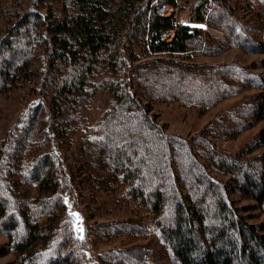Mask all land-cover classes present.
<instances>
[{
    "label": "trees",
    "instance_id": "trees-1",
    "mask_svg": "<svg viewBox=\"0 0 264 264\" xmlns=\"http://www.w3.org/2000/svg\"><path fill=\"white\" fill-rule=\"evenodd\" d=\"M107 1L36 0L35 11L20 14L0 39V99L36 78L40 96L0 141V230L10 238L0 257L14 252L23 264H161L164 254L172 264H264V221L251 223L248 207L231 199L233 190L264 215V127L237 155L213 142L232 140L264 122V72L251 73L239 62L193 65L161 56L138 65L125 61L129 50L142 48L147 56L148 39L154 52L187 58L229 48L264 54V39L249 35L253 28L240 22L227 0H210L190 25L175 27L171 40L161 36L173 29V19L161 15L157 5L151 8L153 0L127 5L120 30L109 33L102 24ZM44 7L55 12L44 14ZM204 26L224 36L205 40ZM37 47L47 58L38 74L32 69ZM247 89L257 93L244 96L238 111L221 113L192 138L167 133L149 108L180 101L203 114ZM103 90L111 94V108L96 129L82 134L75 159L93 192L127 187L153 216L158 235L150 238L152 249H117L100 254L96 263L86 256L87 235L141 237L148 231L145 220L90 226L81 239L75 237L63 200L73 175L56 151L43 148L50 136L71 141L82 121L79 108ZM120 132L123 138L117 140ZM25 188L37 194L30 196Z\"/></svg>",
    "mask_w": 264,
    "mask_h": 264
},
{
    "label": "rangeland",
    "instance_id": "rangeland-1",
    "mask_svg": "<svg viewBox=\"0 0 264 264\" xmlns=\"http://www.w3.org/2000/svg\"><path fill=\"white\" fill-rule=\"evenodd\" d=\"M138 1L140 0H108L105 9L108 15L105 21L102 22V24L106 26L105 31L109 33L112 31H119L121 28L120 18L127 10V5H134L138 3ZM227 1L235 8L240 22L246 24L249 28H253V31L249 33V35L256 41H262L264 39V0ZM159 3L160 0H153L151 8ZM35 6L36 0H0V39L6 35L9 27L17 21L20 14L27 11H35ZM41 12L46 14L49 10L44 7V10H41ZM54 12L55 10H52L49 14H53ZM204 29L203 37L205 40H209L211 34L219 38L224 36V33L220 30H212L207 26H204ZM159 56L167 59L172 58L180 63H190L193 65L239 62L249 67L251 73L260 74L264 72V54L247 53L237 48H229L218 55H194L190 56L191 58H187V56L173 57L169 55V53L153 55L150 52H148L146 56L142 48H138L129 50L125 61L128 65H138L150 59H157ZM135 58L138 59L137 62ZM46 67L47 58L45 49L37 47L33 55L32 69L38 74L45 70ZM36 80H34L30 86L25 85L24 87L16 88L3 99H0V141L5 138L6 134L12 130L16 123L18 124L21 121L24 113L28 111L32 105L40 101V96L37 92L38 87L35 86ZM97 81L100 82L101 80L98 79ZM256 93L257 90L247 89L236 96L227 97L203 114L198 113L191 105H185L180 101L152 104L149 108L151 113L157 117L158 122L166 127L167 133L182 138H192L202 133L207 127L209 128L214 118L221 113L227 114L234 113L236 110L238 111L244 96L249 97ZM47 99L48 98L45 100ZM111 102L112 97L107 90L95 93L88 107L83 109L79 108L82 121L80 125H77L76 132L72 135V140H67V143H65L60 138L54 140L53 137L50 136V141L43 148V150L46 149V151H56L63 161L66 173L73 175L72 185L64 190L63 200L70 216L75 237L81 239L86 235L85 231L90 226L96 230L110 223L137 219L136 217H143L145 220L142 222L144 225H147L148 231L141 237H133L127 234L122 237L105 239L96 233L87 235V241L85 242L86 256L90 257V260L96 263H98L97 260L100 254L109 253L113 250L134 245H145V247L152 249V247L148 246L151 242L150 238H157L158 235L155 230L153 216L129 194L127 187L117 193L93 192L89 189L87 181L84 180L80 162L75 159V155H77L78 149L82 145V134L86 131H90L89 128L96 129L100 125L102 119L111 108ZM47 107L45 103L44 109H48ZM44 119L45 121L47 120L46 117H44ZM43 124V128L47 130L45 122ZM263 127L264 122H260L255 127L241 132L232 140L213 139V142L220 151L229 155H237L239 150L251 142ZM120 138H123L121 132L116 135L117 140ZM160 151L164 153L165 148ZM259 152L260 150L254 152V155ZM149 165L150 168L148 167V169H151L154 164ZM143 172L146 173L145 169ZM212 174L221 182L228 181V177L224 175L217 173ZM77 178L78 182L75 181ZM104 182L102 186H104ZM25 190H27V193H30V196H35L37 194L33 188H25ZM231 191V199L237 206L248 207L249 210H247L245 214L249 215V221L251 223H261L264 221V215L256 207V203L253 200L244 198L233 190ZM9 243L10 238L0 230V248L9 247ZM157 249L161 251L159 246H157ZM159 261L161 264H172L164 254L160 257ZM99 263L101 264V262ZM0 264L23 263L14 252H10L4 257H0Z\"/></svg>",
    "mask_w": 264,
    "mask_h": 264
},
{
    "label": "built area",
    "instance_id": "built-area-1",
    "mask_svg": "<svg viewBox=\"0 0 264 264\" xmlns=\"http://www.w3.org/2000/svg\"><path fill=\"white\" fill-rule=\"evenodd\" d=\"M210 0H169L157 5L158 12L167 17L173 19V29H169L166 33H163L161 39L171 40L175 36V27L178 25H190L198 12L208 7ZM147 48L153 55H159L160 53L152 50L151 39L147 41Z\"/></svg>",
    "mask_w": 264,
    "mask_h": 264
},
{
    "label": "bare ground",
    "instance_id": "bare-ground-1",
    "mask_svg": "<svg viewBox=\"0 0 264 264\" xmlns=\"http://www.w3.org/2000/svg\"><path fill=\"white\" fill-rule=\"evenodd\" d=\"M131 9V8H130ZM120 264V263H119Z\"/></svg>",
    "mask_w": 264,
    "mask_h": 264
}]
</instances>
